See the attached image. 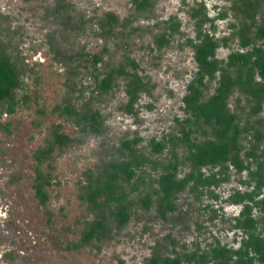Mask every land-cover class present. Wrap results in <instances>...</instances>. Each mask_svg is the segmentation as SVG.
Listing matches in <instances>:
<instances>
[{"label": "rangeland", "instance_id": "1", "mask_svg": "<svg viewBox=\"0 0 264 264\" xmlns=\"http://www.w3.org/2000/svg\"><path fill=\"white\" fill-rule=\"evenodd\" d=\"M62 2L65 9L57 12ZM198 2L154 0L151 10L137 16L130 0H0V37L25 65L22 85L15 93L16 110L0 115V264H146L153 255L174 257L216 244L235 249L241 245L246 236L235 227V219L243 207L230 202V197L254 190L255 181L247 170L238 174L230 167L228 181L210 188L193 190L189 185L177 195L175 210L166 219L158 217L153 207L144 210L135 203L155 187L162 167L171 160L169 137H183L180 128L184 124L180 123L189 117L183 97L196 73L189 46L195 31L189 13ZM203 2L211 19L206 31L218 40L230 38L227 47L216 52L219 60H226L238 49L231 2ZM107 14L115 15L119 26L114 29L115 37L104 43L96 34V23ZM67 16H83V31L70 30ZM171 23L179 25V32L169 37V45L159 48L155 36L165 33V38ZM81 50L102 54L103 62L96 70L99 75L126 66L125 57L135 61L138 73L151 87L140 95L136 115L121 108L126 102L122 76H115V89L96 103L100 113L97 131H81L67 118L52 113L57 105L79 107L94 88L82 67L71 63L69 68L56 56V52L72 56ZM216 82L207 84L205 96L213 94ZM250 105L238 90L228 100L240 127L248 118ZM258 119L264 124V102L262 111L250 121ZM53 126L60 127L72 141L63 148L55 147L39 161L51 141ZM187 127L186 132L194 131L191 138H207L191 124ZM244 135L240 142L248 149V135ZM135 137L141 139L137 147L150 161L138 172L143 176L138 188L124 185L133 205L129 220L119 226L110 214L111 205L103 204L100 211L87 200V175L97 174L103 164L119 159L121 142ZM151 139L166 144L162 154H150ZM186 151L180 143L177 152L181 159ZM256 167L253 162L250 171ZM189 171L181 160L178 178ZM38 172L49 182L44 185L45 204L35 195ZM202 172L220 176L218 168ZM102 216L108 223L105 234L79 245L86 224ZM253 217H260L258 210H253Z\"/></svg>", "mask_w": 264, "mask_h": 264}, {"label": "trees", "instance_id": "2", "mask_svg": "<svg viewBox=\"0 0 264 264\" xmlns=\"http://www.w3.org/2000/svg\"><path fill=\"white\" fill-rule=\"evenodd\" d=\"M231 2V9L237 20L233 38L237 39L238 49L233 50L226 60H219L216 52L221 47H227L230 38L216 39L210 35L205 25L211 21L208 17L203 0L191 9L189 15L194 24L195 39L189 41L193 50V59L196 64V73L193 80L187 85L183 97L184 112L189 117L180 125L183 137L170 136L171 160L162 167L156 185L139 198L137 205L144 210L155 209L157 216L166 219L167 215L175 210V199L189 185L193 190L217 186L228 181L227 172L232 167L241 174L247 170L255 181V188L251 192L236 193L230 197V202L242 205L240 217L236 218L237 229L245 233L238 248L220 244L210 246L206 250H196L182 256L153 255L146 264H264V197L258 198L264 188V149H261L264 140V124L261 119L250 121V118L259 115L264 102V0H226ZM134 13L139 16L151 10L154 0H130ZM62 2L57 12L64 10ZM83 16H67L66 24L72 31H83ZM97 36L106 43L114 36V29L119 26L118 18L107 14L97 19ZM94 30V29H93ZM168 34L156 35L155 40L161 45H169V37L179 32V25L171 23L167 27ZM232 38V39H233ZM160 39L161 42L158 40ZM106 46L104 51H106ZM57 58L64 61L70 68L82 67L88 80H91L93 89L82 99L79 107L66 103L57 105L52 113L65 117L74 123L81 131H97L100 123V113L95 108L96 103L109 94L117 86L115 76H122L126 102L121 107L125 113L136 115L135 105L140 95L151 89L149 83L138 73V66L130 57H125L126 66H117L109 73H97V66L103 62L101 53H90L81 50L72 56H65L56 52ZM25 75L23 59L9 52L8 46L0 37V115H11L18 105L15 93L22 85ZM217 81L216 88L210 96H205L207 84ZM90 82V83H91ZM235 90H238L250 101L248 118L243 127L239 126L238 116L228 107V100ZM187 124L207 136L203 141L198 137H190L194 131L188 130ZM189 133V135H188ZM247 136L248 149L240 142V136ZM72 140L61 133V128L53 126L51 141L43 149L39 161L46 158L55 147L63 148ZM141 139L135 137L121 142L117 149L119 159L103 164L97 174L87 175L86 198L95 209L102 210L103 204L111 205L110 214L119 226H123L130 218L133 202L129 201L128 192L124 185L138 188L143 181L138 174L149 161L147 154L139 149ZM182 143L186 147L185 157L181 159L177 149ZM149 152L160 155L166 149L163 141L151 139ZM183 160L189 167V172L178 178L179 164ZM257 167L250 171L251 164ZM155 164V162H154ZM204 168H218L219 173L205 176ZM49 182L38 172L37 182L34 185L35 195L42 204L46 203L44 185ZM258 210L259 218L253 217V210ZM108 227L105 216L98 221L86 224L79 245L88 244L99 235H104Z\"/></svg>", "mask_w": 264, "mask_h": 264}]
</instances>
